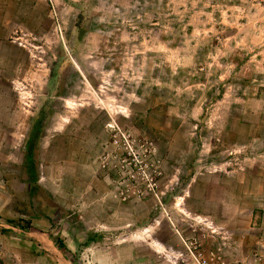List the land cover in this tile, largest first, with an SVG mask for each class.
Masks as SVG:
<instances>
[{
    "label": "rangeland",
    "instance_id": "obj_1",
    "mask_svg": "<svg viewBox=\"0 0 264 264\" xmlns=\"http://www.w3.org/2000/svg\"><path fill=\"white\" fill-rule=\"evenodd\" d=\"M263 206L264 0H0V264H264Z\"/></svg>",
    "mask_w": 264,
    "mask_h": 264
},
{
    "label": "crops",
    "instance_id": "obj_2",
    "mask_svg": "<svg viewBox=\"0 0 264 264\" xmlns=\"http://www.w3.org/2000/svg\"><path fill=\"white\" fill-rule=\"evenodd\" d=\"M231 200L229 198H226V197L225 198H221L218 201L219 204H221V205H219V210H215V211L212 210L208 216L211 219H213V220L214 219H217V218H225V217L226 218H230V217H232L231 215H229L228 211L225 209V208H227L228 204H230L229 201H231ZM233 201H234V199H233ZM235 201H238V200H235ZM240 201L244 202L243 198L242 199L240 198L239 203H240ZM262 209H263V212H262V210L253 209L252 212H251L252 213L251 214L252 218H254V217H260V214H264V206L262 207ZM163 215H164L163 212H161V216H163ZM193 223L196 224L195 220H193ZM166 226L170 229V231L172 233L175 234V236L177 237L178 241H180V243H183L186 246V249L187 250H190V246H189L188 242L185 239L186 237H185V235H184L183 230L181 229V227H179V225H177V224L175 225V223H171L170 224V222H167V225Z\"/></svg>",
    "mask_w": 264,
    "mask_h": 264
},
{
    "label": "built area",
    "instance_id": "obj_3",
    "mask_svg": "<svg viewBox=\"0 0 264 264\" xmlns=\"http://www.w3.org/2000/svg\"><path fill=\"white\" fill-rule=\"evenodd\" d=\"M198 264H210L209 260L206 259V258H198V257H195Z\"/></svg>",
    "mask_w": 264,
    "mask_h": 264
},
{
    "label": "trees",
    "instance_id": "obj_4",
    "mask_svg": "<svg viewBox=\"0 0 264 264\" xmlns=\"http://www.w3.org/2000/svg\"><path fill=\"white\" fill-rule=\"evenodd\" d=\"M26 228V227H25ZM55 243L57 244V246L61 249V250H63V247H64V244H63V242L61 241V240H59V239H55ZM63 252H64V250H63Z\"/></svg>",
    "mask_w": 264,
    "mask_h": 264
}]
</instances>
